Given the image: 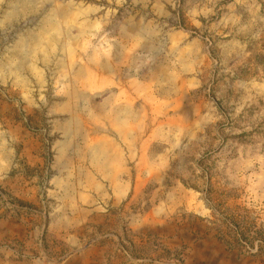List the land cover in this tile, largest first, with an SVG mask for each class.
Listing matches in <instances>:
<instances>
[{
	"label": "rangeland",
	"instance_id": "374dc122",
	"mask_svg": "<svg viewBox=\"0 0 264 264\" xmlns=\"http://www.w3.org/2000/svg\"><path fill=\"white\" fill-rule=\"evenodd\" d=\"M0 264H264V0H0Z\"/></svg>",
	"mask_w": 264,
	"mask_h": 264
}]
</instances>
